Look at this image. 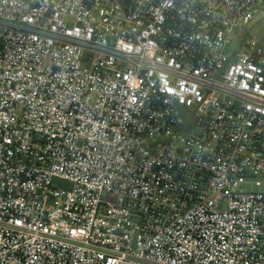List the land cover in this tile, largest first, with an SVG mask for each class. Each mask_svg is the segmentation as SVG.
Returning a JSON list of instances; mask_svg holds the SVG:
<instances>
[{"label":"built area","instance_id":"built-area-1","mask_svg":"<svg viewBox=\"0 0 264 264\" xmlns=\"http://www.w3.org/2000/svg\"><path fill=\"white\" fill-rule=\"evenodd\" d=\"M264 0H0V264H264Z\"/></svg>","mask_w":264,"mask_h":264},{"label":"rangeland","instance_id":"rangeland-1","mask_svg":"<svg viewBox=\"0 0 264 264\" xmlns=\"http://www.w3.org/2000/svg\"><path fill=\"white\" fill-rule=\"evenodd\" d=\"M245 35L257 40L264 48V9L254 18Z\"/></svg>","mask_w":264,"mask_h":264},{"label":"crops","instance_id":"crops-1","mask_svg":"<svg viewBox=\"0 0 264 264\" xmlns=\"http://www.w3.org/2000/svg\"><path fill=\"white\" fill-rule=\"evenodd\" d=\"M261 11H262V10H261ZM261 11H260V12H261ZM259 14H260V13H259ZM259 14H258V15H259Z\"/></svg>","mask_w":264,"mask_h":264}]
</instances>
